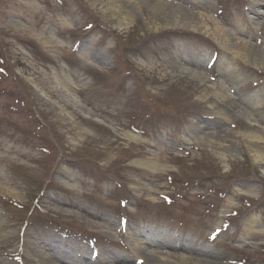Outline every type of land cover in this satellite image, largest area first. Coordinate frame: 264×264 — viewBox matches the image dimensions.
Listing matches in <instances>:
<instances>
[{"label": "rangeland", "instance_id": "obj_1", "mask_svg": "<svg viewBox=\"0 0 264 264\" xmlns=\"http://www.w3.org/2000/svg\"><path fill=\"white\" fill-rule=\"evenodd\" d=\"M43 252L264 264V0H0V264Z\"/></svg>", "mask_w": 264, "mask_h": 264}, {"label": "bare ground", "instance_id": "obj_2", "mask_svg": "<svg viewBox=\"0 0 264 264\" xmlns=\"http://www.w3.org/2000/svg\"><path fill=\"white\" fill-rule=\"evenodd\" d=\"M127 1H129V0H127ZM199 25L201 27H204L203 32L207 33V31H209L208 26L205 23L199 22ZM212 30H213L212 32H218L216 26H214V28ZM38 97L41 99L43 104L47 105L49 108H52L58 114L59 117H61L62 119H70L68 112L62 107V105L59 104V102L52 100L50 97L44 95L43 92H41V93L39 92ZM215 149H217V148H215ZM214 151L217 152L216 150H214ZM148 167L153 168L154 165L151 163H148ZM92 225L96 226V225H98V223L93 222ZM36 249H37V247L34 246L33 250L35 251ZM131 249H132L134 255H136L137 257H142L141 254L145 253L143 249L136 247L134 245L131 246ZM38 254L39 255L38 256L36 255V257H35L38 263L55 264L53 262L54 260L50 259V257L47 256L48 254L46 255L45 252H43V254L42 253H38ZM176 257H179V255H176ZM169 259L176 260L175 257L174 258L172 257V255L169 256ZM185 259L188 260V259H190V257H185ZM85 263H86L85 260H82L80 262L78 261V264H85Z\"/></svg>", "mask_w": 264, "mask_h": 264}]
</instances>
